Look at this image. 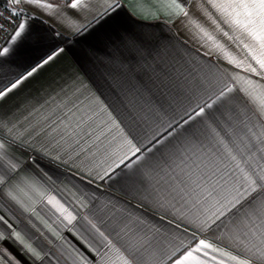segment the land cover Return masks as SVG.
<instances>
[{"label":"crops","instance_id":"crops-1","mask_svg":"<svg viewBox=\"0 0 264 264\" xmlns=\"http://www.w3.org/2000/svg\"><path fill=\"white\" fill-rule=\"evenodd\" d=\"M7 1L21 18L0 48L9 49L0 56V90L21 83L0 99V118L15 125L12 133L0 132V139L6 160L17 164L0 189L6 192L10 184L23 191L17 193L19 203L0 194V264H102L106 241L96 228L109 236L116 220L148 233L163 251L178 247L177 255L203 239L225 253L246 256L228 239L227 228L214 224L200 230L162 197L158 202L149 195L154 180L142 181L149 170H167L170 154L189 133L207 143L209 113L219 116L222 104L238 131L253 124L264 128L239 91L244 79L258 78L228 62L243 60L246 53L218 31L217 14L206 0H179L187 16L169 14L166 0H85L78 8L71 7L73 0H41L51 8ZM20 24L24 29L13 40ZM220 28L232 34L227 25ZM49 56L54 58L45 64ZM226 87L234 91L196 115ZM77 117L87 119L79 145V137L48 134L61 121L75 126ZM125 137L140 148L139 160ZM125 153L129 159L121 164ZM218 155L232 166L222 149ZM69 214L75 217L71 223ZM109 239L116 243L117 237ZM206 251L207 257L201 254L206 264H232L220 251Z\"/></svg>","mask_w":264,"mask_h":264},{"label":"snow or ice","instance_id":"snow-or-ice-1","mask_svg":"<svg viewBox=\"0 0 264 264\" xmlns=\"http://www.w3.org/2000/svg\"><path fill=\"white\" fill-rule=\"evenodd\" d=\"M21 2L22 0H12L14 4ZM26 2L40 7H52L51 4H42L41 0H26ZM206 2L217 14L213 18V23L217 24L218 31L229 40L238 42L246 53L243 60L229 57L228 62L248 72L250 77L258 78V80L244 79L239 91L244 94L249 110L260 121H264V83H261L264 81V0H206ZM84 3L85 0H73L71 7L78 8ZM166 6L170 8L169 14L188 15L179 0H166ZM209 15L211 16V13ZM221 23L232 30L231 35L220 28ZM23 29L24 25L20 24L13 40L21 35ZM8 51V48H3L0 50V56L7 54ZM53 58L49 56L44 63L47 64ZM35 70L34 68L32 72ZM32 72L28 75L31 76ZM233 79L239 78L233 77ZM20 83L21 80L18 79L11 84V87L0 90V99ZM233 91L231 87L220 90L216 100L212 103L205 102L199 107L196 115L203 116L205 108H212L213 103L224 100ZM230 112L227 105L222 104L216 109L219 116L209 113L210 140L206 143L196 133H189L180 147L170 154L171 162L167 170L161 169L159 172L149 170L142 174V181L154 180L149 195L157 198L158 202L162 197L172 209L183 215L188 223L198 226L200 230L211 228L214 224L218 230L227 228L228 239L246 256L225 253L203 239L195 248L177 255L180 252L178 247L163 251L148 233L142 232L133 224L116 220L109 230V236L115 234L117 237L116 243L100 232L96 225H92L106 241L103 246L105 250L101 255L102 264H167V261H171V264H206L201 254L207 257L209 255L207 249L213 252L220 251L221 256L227 255L232 264H253V261L256 264H264V128H258L253 124L245 125L246 131H238ZM192 118L189 115L184 123L187 124ZM76 119L78 122L75 126L64 121H61L60 126H50L48 134L60 133L61 139L79 137L75 140L79 145L80 140L83 139L82 126L87 123V119L80 117ZM113 126L119 127L115 122ZM13 128H15L14 124L8 126L0 118V132L7 130L8 133H12ZM171 134L169 131L168 135ZM87 135L91 136L92 133L89 132ZM103 135L105 133L102 131L96 136V140ZM12 139L24 143L20 134H13ZM125 143L131 146V155L139 160L140 148L133 145L126 137ZM221 149L232 162V166L223 165L222 156L218 155ZM7 155L5 141L0 139V185L6 184L5 176L17 167L14 160H6ZM126 159H129L127 153L120 158V163L123 164ZM22 191L18 185L9 184L6 192L0 189V194H5L19 203L17 193ZM58 210L62 213L66 211L63 206H59ZM189 216L192 218L188 219ZM224 217H227V220L223 219ZM3 219L0 216V220ZM66 219L71 223L75 217L69 214ZM2 238L3 234L0 233V239ZM17 239H22L19 234ZM212 259L215 260L216 257L213 256ZM219 264L225 262L221 260Z\"/></svg>","mask_w":264,"mask_h":264},{"label":"built area","instance_id":"built-area-1","mask_svg":"<svg viewBox=\"0 0 264 264\" xmlns=\"http://www.w3.org/2000/svg\"><path fill=\"white\" fill-rule=\"evenodd\" d=\"M15 13V15L13 14ZM16 10L6 8L0 1V48L20 20Z\"/></svg>","mask_w":264,"mask_h":264},{"label":"trees","instance_id":"trees-1","mask_svg":"<svg viewBox=\"0 0 264 264\" xmlns=\"http://www.w3.org/2000/svg\"><path fill=\"white\" fill-rule=\"evenodd\" d=\"M0 1H1L2 5H4L6 8L10 9V7L8 6V1L7 0H0Z\"/></svg>","mask_w":264,"mask_h":264}]
</instances>
